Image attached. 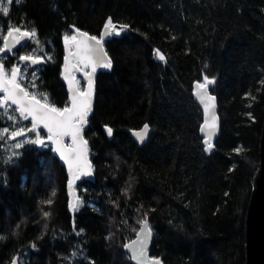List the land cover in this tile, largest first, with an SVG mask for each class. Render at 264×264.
<instances>
[{
  "label": "trees",
  "instance_id": "16d2710c",
  "mask_svg": "<svg viewBox=\"0 0 264 264\" xmlns=\"http://www.w3.org/2000/svg\"><path fill=\"white\" fill-rule=\"evenodd\" d=\"M3 3L9 12L0 11V48L10 28L36 33L0 53L5 77L11 80L18 67L16 83L58 109L69 107L64 44L77 31L99 38L109 19L127 27L104 41L111 69L95 76V105L83 131L92 181L72 180L39 127L10 138L14 125L30 129L32 123L6 102L0 264L15 257L17 264H131L125 246L145 220L149 254L162 264H244L264 117V0ZM29 54L40 63L26 68L19 56ZM205 77L213 81L209 92L219 117L212 152L205 151L203 114L192 96ZM75 78L83 90L84 81ZM145 124L151 133L139 146L129 131ZM37 135L42 145L27 142Z\"/></svg>",
  "mask_w": 264,
  "mask_h": 264
},
{
  "label": "water",
  "instance_id": "95a60500",
  "mask_svg": "<svg viewBox=\"0 0 264 264\" xmlns=\"http://www.w3.org/2000/svg\"><path fill=\"white\" fill-rule=\"evenodd\" d=\"M110 29H105L104 26L100 37H96V39H91L93 36H90L83 31H77L75 34V39L64 44L65 56L63 60L62 72L65 78V85L69 96V107L65 108L67 111H64L62 114L50 113V106L47 105V107L41 108L40 105L46 104L35 98V100L40 102V104H36L35 100H33V97L29 95L25 96L24 92H21L19 88L15 89V95L17 96V99L20 103L12 104L11 100L7 101L8 104L13 105L17 109L19 116L20 107L28 108L34 106L37 108L38 111L36 115L38 117V121L36 127H39L48 136L50 134L48 133L47 129L44 128L43 122L39 120L40 116L44 115L45 112H49V114L55 116L57 120L64 121L65 126L63 128L57 129L54 127L53 139L49 140V142L55 156L60 162V165L65 168L72 180H74L78 175L90 181L93 179L92 164L88 157L87 144L83 136V131L87 126V115L93 110L95 105V76L98 73H104L111 69V67L104 68L100 66L101 63H105L110 60L104 49V41L110 38V36L114 35L117 30L126 29V27L121 25H110ZM13 36L19 37L21 43L16 44L12 36L7 34L3 43V48H5L3 54L11 53L17 50L22 44L29 40V37L22 36V31H13ZM22 62H28L29 64L31 63L30 61ZM94 68L95 71H93ZM75 74H78L85 83L84 89L82 91L78 89ZM3 78L9 81L5 77L4 72ZM90 80L91 85L89 83ZM199 85V83L194 84L192 96L194 102L201 109L203 114V122L200 126V134L204 138V144L207 147L205 140H210L212 144L219 132L218 107L216 97L209 92V88L211 87L212 83H205L204 88H200ZM3 86L9 88L10 91L12 90L11 84H5ZM20 88L22 87L20 86ZM89 91H91L90 110L85 116L83 122H81L77 113L79 111L81 102L89 101V97L87 95ZM0 93H2L3 96L5 95L2 89H0ZM201 96H204L203 101L201 100ZM209 96L214 97V99L211 101L208 100L207 97ZM206 105L208 106L207 112L205 111ZM25 115H27V112ZM28 120H30L32 123L31 116H28ZM142 129L143 126L139 129L129 131L131 138L139 146L143 145L147 141L151 133V129L149 127L146 138L143 141H140L135 133ZM53 140L58 142L54 143ZM66 141L68 142L66 143ZM57 148L59 151H56ZM212 151L213 146L208 150V152ZM258 157V168L252 180V190L247 204L244 222V264H264V117L259 138ZM70 194V203L72 206L74 201V191H71ZM148 231H150L149 224L148 221L145 220L141 224L135 238L126 244L125 250L131 264H156L157 261L159 264H162L159 259L153 258L149 254L148 249L150 247L151 234L150 236L146 235ZM141 249H143L142 256L140 255ZM11 264H17V257L13 259Z\"/></svg>",
  "mask_w": 264,
  "mask_h": 264
},
{
  "label": "snow or ice",
  "instance_id": "6c2138e0",
  "mask_svg": "<svg viewBox=\"0 0 264 264\" xmlns=\"http://www.w3.org/2000/svg\"><path fill=\"white\" fill-rule=\"evenodd\" d=\"M17 2H19V0H17ZM12 3V0H7V4L10 5ZM0 11L3 12V14L5 16L8 15V12H9V8L3 3V0H0ZM110 25H111V20L109 19V21L105 24V29H110ZM123 27H127L126 25L123 26ZM111 30V29H110ZM13 31H16V32H20L21 29L20 28H10L9 31H8V35L9 36H12L13 40L16 42V44H20L21 43V40L19 37H16V36H13ZM35 29L32 30L31 33L29 32H22V36L24 37H29L31 38L32 36H35ZM107 34V33H106ZM86 35V34H84ZM70 37H65L66 41L69 39ZM103 38V37H102ZM71 39H75V37H71ZM91 39H96V37H91ZM7 47V46H5ZM5 51V48H0V53H3ZM161 60H164L165 57H163L162 55L159 57ZM19 60L20 61H30L31 63L26 65V68L27 67H31L32 65H35L37 63H39L40 61L37 59V58H34L33 55L29 54V55H20L19 56ZM101 67H104V68H110L111 67V61H107L105 63H101L100 65ZM93 71H95V68L93 69ZM3 72H4V66L2 63H0V89H2V91L5 93V95L3 96L2 99H0V108H2L4 111L3 113H0V114H6L7 113V104L6 102L8 100H11L12 104H19V100L17 99V96L15 95V89L19 88V90L21 92H24L25 96L28 95L27 92H25L24 88H20L19 84L16 83V77L17 75L20 73V69L16 66H13L12 68V73H13V78L11 81H7L3 78ZM33 77L35 78V72H33ZM205 81L207 84H211L213 83L212 80L208 79L207 77H205ZM90 85H91V80L89 81ZM5 84H11L12 85V90L10 91L9 88L7 87H4L3 85ZM200 88H204L205 85L201 84L199 85ZM41 96L44 97L45 100H47V96L46 94L44 93H41L40 94ZM88 97H89V101L87 102H81L80 106H79V111L77 113V115L79 116V119L81 122H83L85 116L87 115L88 111L90 110V97H91V91H89V93H87ZM206 95V93H205ZM204 99V96H201V100L203 101ZM208 100H213L214 97H207ZM33 100H35V95H33ZM35 103L36 104H40V102L38 100H35ZM74 106H75V101H74ZM41 108H45L47 107V105H40ZM38 109L35 108L34 106L33 107H28V108H25V107H20L19 108V112H20V117L22 119H28V116H31L32 117V128L30 129H25V128H21V127H18V125H14V128L15 130H13L11 132V136L10 138L12 139H15L16 137H23L25 135V132H32V131H35L36 129V125H37V121H38V117L36 115ZM64 111H67V109H58L54 106H52L50 109H49V112L50 113H58V114H62ZM205 111L207 112L208 111V106L206 105L205 106ZM27 112V115H25V113ZM49 112H45L44 115L40 116L39 117V120L43 122L44 124V128L47 129L48 133L50 134L48 136V139H53V129L54 127L57 128V129H60V128H63L65 126L64 124V121L62 120H57L55 116L53 115H50ZM8 119L9 120H14L15 118L12 117V116H8ZM9 131V129L7 127H5L3 130H2V133H7ZM108 135H111L112 134V130L110 128L106 129ZM149 131V125L145 124L143 126V129L140 130L139 132L135 133V135H137L138 139L140 141H143L146 136H147V133ZM202 131H203V126H202ZM2 133H0V140L3 139V135ZM67 134V133H65ZM28 143H40L41 145L44 143V141L42 139L39 138V135H37V139L36 140H29L27 141ZM54 143H57L58 141H55L53 140ZM22 142L20 143H16L13 145L14 148H20L22 146ZM205 143L207 145V147L205 148V151H208L209 149L212 148V144H211V141L206 139L205 140ZM56 151H59V149L57 148ZM236 152H240L241 149L237 148L235 149ZM63 155V154H61ZM45 216H48L49 213L45 212L44 213ZM150 231H148L146 233V235H149L150 236ZM0 239H3V237H0ZM140 255L142 256L143 255V249H141V253ZM156 264H159V262L157 261Z\"/></svg>",
  "mask_w": 264,
  "mask_h": 264
},
{
  "label": "rangeland",
  "instance_id": "374dc122",
  "mask_svg": "<svg viewBox=\"0 0 264 264\" xmlns=\"http://www.w3.org/2000/svg\"><path fill=\"white\" fill-rule=\"evenodd\" d=\"M12 78H13V77H12ZM12 78H11V80H12ZM11 80H9V81H11ZM81 91H82V90H81ZM49 140H50V139L47 138V141H48V142H49ZM49 143H50V142H49Z\"/></svg>",
  "mask_w": 264,
  "mask_h": 264
},
{
  "label": "flooded vegetation",
  "instance_id": "af4514ba",
  "mask_svg": "<svg viewBox=\"0 0 264 264\" xmlns=\"http://www.w3.org/2000/svg\"><path fill=\"white\" fill-rule=\"evenodd\" d=\"M76 75H78V74H76Z\"/></svg>",
  "mask_w": 264,
  "mask_h": 264
}]
</instances>
